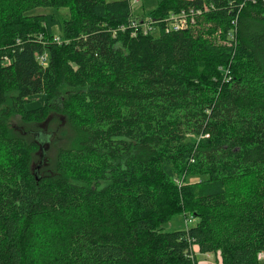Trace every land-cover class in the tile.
Listing matches in <instances>:
<instances>
[{"label":"trees","instance_id":"obj_1","mask_svg":"<svg viewBox=\"0 0 264 264\" xmlns=\"http://www.w3.org/2000/svg\"><path fill=\"white\" fill-rule=\"evenodd\" d=\"M145 14L0 0V264H263L264 0Z\"/></svg>","mask_w":264,"mask_h":264},{"label":"rangeland","instance_id":"obj_2","mask_svg":"<svg viewBox=\"0 0 264 264\" xmlns=\"http://www.w3.org/2000/svg\"><path fill=\"white\" fill-rule=\"evenodd\" d=\"M159 1L160 0H138V1L133 0V10L137 13L144 14L143 17H145L146 16L145 13L148 10L156 7L158 5ZM137 25H139V24H137ZM41 101H43L42 103H44V101H45V95L44 94H40V96H38V98L35 101L29 103V106L30 107L39 106L38 102H41ZM10 122H11L12 127L17 131L18 130L23 131L24 129L28 128V126H26L24 123L20 122V116L11 117ZM43 126H44L43 128L46 127L45 125H43ZM41 138H43V137L41 136ZM43 139L46 142L45 144H47L48 140L46 138H43ZM40 156L43 157L44 163H46L47 156L45 158L43 151L40 153ZM38 162H39V160H38ZM195 223H196V219L194 217L191 219V217H186L185 214H183V213H177L169 221L164 222L161 225V230L164 232L175 231V230H179V229L189 228V227L195 225ZM194 257L197 258L198 264H219V258L217 255H215V253L204 254V253L199 252ZM263 264H264V261H263Z\"/></svg>","mask_w":264,"mask_h":264},{"label":"bare ground","instance_id":"obj_3","mask_svg":"<svg viewBox=\"0 0 264 264\" xmlns=\"http://www.w3.org/2000/svg\"><path fill=\"white\" fill-rule=\"evenodd\" d=\"M136 1H138V0H136ZM177 18H179V17H177ZM180 19V21L181 22H183V23H185V24H187V21H185V19H183V18H179ZM133 23H135L134 24V26H133V28H135V32L138 30V28H139V26H140V22H133ZM137 24H139V25H137ZM142 25H144V24H142ZM130 31V30H129ZM53 39V38H52ZM51 41V40H50ZM35 101V100H34Z\"/></svg>","mask_w":264,"mask_h":264},{"label":"built area","instance_id":"obj_4","mask_svg":"<svg viewBox=\"0 0 264 264\" xmlns=\"http://www.w3.org/2000/svg\"><path fill=\"white\" fill-rule=\"evenodd\" d=\"M191 255H192V256H193V255L195 256V250L192 249ZM259 256H260L261 258H263V257H264V253L262 252Z\"/></svg>","mask_w":264,"mask_h":264}]
</instances>
